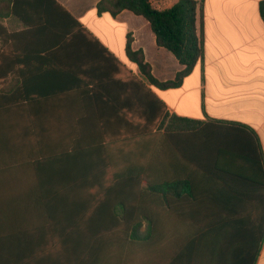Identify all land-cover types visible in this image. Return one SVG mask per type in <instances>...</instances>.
I'll use <instances>...</instances> for the list:
<instances>
[{
	"label": "crops",
	"instance_id": "obj_1",
	"mask_svg": "<svg viewBox=\"0 0 264 264\" xmlns=\"http://www.w3.org/2000/svg\"><path fill=\"white\" fill-rule=\"evenodd\" d=\"M57 1L83 30L73 27L71 36L57 40L44 26L27 28L12 16L3 22L10 33L24 35L17 44L21 63L0 62V264H42L54 245L69 241L71 231L62 229L70 227L65 213L76 185L114 178L102 168L112 158L109 148L119 156L125 139L157 129V103L146 89L170 115L214 122L224 132L234 123L249 127L259 137L264 165V0H196L204 58L170 89L146 82L126 53L131 36L132 49L144 52L160 82L184 68L158 46L143 16L129 10L99 15L102 0ZM179 1L152 5L166 10ZM40 47L44 52H36ZM228 138L191 142L196 149L221 147ZM217 176L222 184L236 180ZM255 264H264V241Z\"/></svg>",
	"mask_w": 264,
	"mask_h": 264
},
{
	"label": "trees",
	"instance_id": "obj_2",
	"mask_svg": "<svg viewBox=\"0 0 264 264\" xmlns=\"http://www.w3.org/2000/svg\"><path fill=\"white\" fill-rule=\"evenodd\" d=\"M151 1L102 0L97 11L116 16L129 10L143 16L158 46L172 52L184 68L174 80L160 82L144 52L132 49L131 36L126 53L146 82L176 88L204 58L197 26L202 4L180 0L158 10ZM261 13L264 18V2ZM11 16L27 28L44 26L57 40L71 36L73 27L83 30L57 0H0L1 63L22 61L17 44L24 33H10L3 24ZM146 91L157 103V129L140 133L133 142L125 139L118 144L123 145L116 150L123 153L119 156L109 148L112 158L102 168L114 178L76 185L65 213L70 227L62 229L72 237L54 245L42 264H255L264 241V165L258 135L236 123L225 126L224 132V126L214 122L170 115L164 103ZM222 134L233 140L200 149L191 142ZM117 171L123 178L114 174ZM227 174L236 180L222 184L216 179ZM233 182L238 186L232 188Z\"/></svg>",
	"mask_w": 264,
	"mask_h": 264
},
{
	"label": "built area",
	"instance_id": "obj_3",
	"mask_svg": "<svg viewBox=\"0 0 264 264\" xmlns=\"http://www.w3.org/2000/svg\"><path fill=\"white\" fill-rule=\"evenodd\" d=\"M152 1H154V0H152ZM152 1H151V3H152ZM157 2V4H161V2H162V0H156Z\"/></svg>",
	"mask_w": 264,
	"mask_h": 264
}]
</instances>
